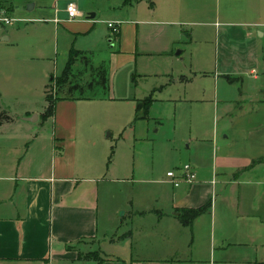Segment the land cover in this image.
<instances>
[{"label":"crops","instance_id":"crops-1","mask_svg":"<svg viewBox=\"0 0 264 264\" xmlns=\"http://www.w3.org/2000/svg\"><path fill=\"white\" fill-rule=\"evenodd\" d=\"M18 1L20 0H0V19L15 21L7 15ZM30 2L33 3L31 8H23ZM226 2L241 6L244 4L245 9L240 16L247 20L253 16L264 19V8L258 0ZM67 4L58 0L63 15L60 16V11L56 12L58 18L65 23L68 21L65 12ZM22 5L24 6L17 5L15 9L22 8L23 12L46 10L45 0H23ZM77 7L81 19L85 16V22L68 23L74 26L69 31L75 36L85 37L91 31L94 25L91 21L96 15L90 20V14L83 13ZM13 14L15 15L14 12ZM18 14L17 20L20 23H46V20L37 18L36 13L34 16ZM188 14L194 19L200 18L198 9H191ZM224 17L222 28L216 30L217 59L213 78L216 87L223 81L222 90L225 91V85L229 90L225 94L226 98L222 94L223 102L226 103L223 111L228 115L235 111L231 100L240 98L237 85L241 82L237 81H242L247 74L253 75L258 66H263L261 74L264 73L258 43L259 38H264V25L247 21L234 22L237 11L232 8L224 12ZM53 21L59 24L55 19ZM0 24L9 26L1 21ZM116 24L119 25L117 35H113L106 26L111 35L117 37L115 44L113 39L108 40L110 47L107 52L83 49L86 46L75 48L79 52L92 53L95 63L103 60L108 62L109 99L58 101L54 105L52 116L46 119L43 118L47 106L45 91L55 76L43 65L51 64L50 58L41 54L45 43H40V35L37 33L20 37L19 32L29 30L27 27L8 34L0 29V37L7 39L0 40V264H209L210 260H205L208 254V258L214 263L212 254L215 252V244L212 235L211 242H208L206 236H196L194 239L191 232L196 220L191 227L185 228L178 221L177 211L197 209L211 203L218 183L248 186L244 182L245 176H241L242 179L238 182L240 174L252 169L253 164L264 163L263 151L246 156L243 151L222 150L223 147L217 146V136L214 134L207 142L209 149L213 154L222 150L227 163L218 165L215 157L216 163L212 162L207 168H195L189 164L196 175V182L192 185L180 184L175 187L166 175L165 179L157 181L139 179L141 184L154 186L158 197L153 199L146 196L138 201L132 198L130 212H114V217L110 215L109 218L100 220L99 215L105 214V209L100 207V199L101 202L106 200V193L103 195L102 191L106 185L103 184L123 182L134 185L137 182L134 177L130 180L110 178L114 172L109 161L111 146L103 137L109 128L98 120V114L103 112L105 104L116 100L134 101L130 94L115 98L113 92L112 69L133 60L132 55L137 49L136 38L130 32L133 27ZM254 27L263 28L255 31L258 37L251 31ZM116 47L117 50H114ZM71 49H74L73 46L69 51ZM228 78L237 80L230 83ZM254 80H258L257 76ZM215 95L218 97L217 89ZM260 96H264V83L258 82L257 97ZM148 97L151 95L140 100ZM247 97L248 94L241 98ZM140 100H136V106ZM258 101L264 105V99ZM79 112L84 115L79 117ZM33 116H36L35 121L26 120ZM240 118L244 117L237 119ZM250 119L254 120L253 117ZM248 134V139L264 137V128L260 127L259 133L254 130ZM175 174L179 176L180 169ZM263 189L264 186L262 191ZM241 190L238 194L239 201L244 198L245 188ZM110 197L108 194L107 199ZM118 197L113 195L112 200L116 201ZM251 207L254 209L251 211L252 215L257 214L256 209H261L254 207V204ZM240 208H243V204H239ZM215 213L216 201L213 205L211 203L210 211L205 213L210 218L212 230L215 226ZM240 215L249 214L242 212ZM120 217L128 218L131 224V230L124 232L125 239L138 241L140 245H94L101 231L106 236L111 227L117 229L116 221ZM218 251H223L220 261L225 262L228 251L223 246ZM91 253L97 254L96 260L85 259Z\"/></svg>","mask_w":264,"mask_h":264},{"label":"rangeland","instance_id":"rangeland-1","mask_svg":"<svg viewBox=\"0 0 264 264\" xmlns=\"http://www.w3.org/2000/svg\"><path fill=\"white\" fill-rule=\"evenodd\" d=\"M60 1H63L64 5L75 3L83 13L96 15L91 21L94 24L92 29L85 37L73 35L70 31L74 26L68 24L85 22V16L82 19L63 22L56 13L60 11V16L63 15L58 0H45L46 10L43 12H23L22 8L15 9L17 5L24 6L23 0H20L7 15L15 21L9 26L0 24L3 33L6 31L8 34L18 28L27 27L29 30L19 32L20 37H26L29 33L40 35V43H45L41 54L51 60L50 66L43 65L55 76L49 84L47 94H55V81L58 78L56 76L61 75L71 46L74 49L86 46L87 48L83 49H100L107 52L110 47L109 39H113V44L117 43V37L111 35L106 28L107 23L133 27L130 32L137 41L133 60L112 69L115 98L130 94L134 101L109 102L105 104L103 112L98 114L100 123L109 128L103 137L111 146L110 165L114 172L110 178L130 180L134 177L137 182L134 185L123 182L103 184L106 185L102 189L103 195L106 193V200L101 202L100 199V207L105 209V214L99 215L100 220L103 221L110 215L114 217V212H130L132 198L138 201L146 196L153 199L158 197L154 186L141 184L139 179L163 180L167 171L175 173L177 169L189 164L195 168H207L215 162V157L218 165L223 164L226 158L222 150L235 149L245 152L246 156L258 151L264 152V137L248 139V132L253 133L256 130L259 133V128H264V105L258 101L264 99V96L257 97L258 82L264 83V73L261 74L263 66H258L253 75L247 74L242 81H237L241 82L237 85L240 98L242 95L246 97V94L248 97L231 100L235 111L228 115L223 111L226 103L222 98H226L225 94L229 90L226 85L225 91L222 90L223 81L216 87L213 78L217 59L216 30L223 26L224 12L229 8L237 11L234 22L247 21L264 25L262 17L253 16L247 20L240 16L241 11L245 9L243 3L241 6L238 3H227L226 0ZM258 2L264 8V0ZM30 5L33 3L30 2L23 8L28 10ZM191 9H198L200 18L190 17L188 13ZM18 13L32 16L36 13V17L46 20V23H20L17 20ZM54 19L59 24H56ZM165 22L167 24H164ZM256 30L263 28L251 29L253 34ZM255 35L259 36L258 33ZM258 43L260 59L263 61V64L260 63L264 65V38H259ZM114 50H117V47ZM256 76L257 81L254 80ZM216 89L218 97L215 95ZM150 95L154 102L148 114L144 118L140 115L138 117L135 111L136 100ZM239 114L244 118L238 120ZM78 115L81 117L84 113L79 112ZM248 116L254 120L251 121ZM214 134L217 136V146L223 147L221 152L217 151L216 154H213L207 143ZM253 165L252 169L238 177L239 182L241 176H245L244 182L248 183V186H226L218 183L211 202L213 205L216 201L213 230L206 214L195 219V227L191 232L194 239L196 236H206L208 242H211V235L212 240L214 239V263L208 258L209 254L205 259L210 260L209 264L264 263V163ZM209 175L213 179L211 172ZM242 188H245L244 198L239 201L238 194ZM108 194L111 195L110 199H107ZM113 195L119 196L116 201L112 200ZM239 204H243L242 209H239ZM252 204L261 208L256 209V215L251 213L254 210ZM242 212H248L249 215L242 216ZM116 223L117 229L111 227L106 236L101 231L94 245H140L138 241L125 239L124 232L131 230L128 218L120 217ZM136 237L135 234V239ZM180 237L181 235L178 236ZM220 246L228 251L225 262L220 261L223 254V251H218Z\"/></svg>","mask_w":264,"mask_h":264},{"label":"trees","instance_id":"trees-1","mask_svg":"<svg viewBox=\"0 0 264 264\" xmlns=\"http://www.w3.org/2000/svg\"><path fill=\"white\" fill-rule=\"evenodd\" d=\"M92 53L79 52L71 49L68 61L60 76L56 79V90L54 95L45 91L46 109L43 118H49L53 114L54 105L58 101L78 100H107L110 95V74L109 64L103 60L95 63ZM54 78L51 79V82ZM232 83L234 79L228 78ZM50 82V84H51ZM153 100L151 97L137 101L136 114L144 118L151 108ZM110 161V159H109ZM211 203H207L197 209L178 210L179 223L185 227H191L193 221L199 216L208 213ZM82 257V256H81ZM85 259L96 260L97 254H88ZM264 264V263H259Z\"/></svg>","mask_w":264,"mask_h":264},{"label":"built area","instance_id":"built-area-1","mask_svg":"<svg viewBox=\"0 0 264 264\" xmlns=\"http://www.w3.org/2000/svg\"><path fill=\"white\" fill-rule=\"evenodd\" d=\"M65 12L69 21L81 18V13L75 3H68L66 5ZM0 21L5 25H11L13 23V20L6 18L0 19ZM107 28L112 31L113 35H117L119 33V25L116 23H107ZM166 177L172 181L175 187H178L180 184L192 185L195 181L196 175L191 165H185L180 169L179 176H177L174 172H168Z\"/></svg>","mask_w":264,"mask_h":264},{"label":"water","instance_id":"water-1","mask_svg":"<svg viewBox=\"0 0 264 264\" xmlns=\"http://www.w3.org/2000/svg\"><path fill=\"white\" fill-rule=\"evenodd\" d=\"M29 8H31V5L28 7V9ZM94 14H90V15H88V18L90 19V20H92L93 18H94ZM2 40H4V41H7V39L6 38H4V39H2ZM180 53L178 52L177 53V55H179ZM26 120H28V121H30V122H32V121H35L36 120V116H33V117H31V118H28V119H26ZM177 216L179 215L178 213L176 214Z\"/></svg>","mask_w":264,"mask_h":264}]
</instances>
